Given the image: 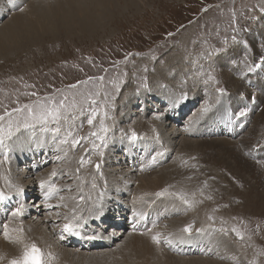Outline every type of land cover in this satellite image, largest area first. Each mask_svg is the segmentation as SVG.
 Masks as SVG:
<instances>
[{
  "label": "rangeland",
  "instance_id": "obj_1",
  "mask_svg": "<svg viewBox=\"0 0 264 264\" xmlns=\"http://www.w3.org/2000/svg\"><path fill=\"white\" fill-rule=\"evenodd\" d=\"M33 1L36 2L35 5L39 10L44 8L47 10L50 8L53 9L54 6L61 2V0H20L19 2L15 0L14 3L18 4L11 9L9 0H1L4 5H7L6 8L9 7L11 10H5V15L4 17L2 16L0 20V27L7 21L18 16L16 14L26 10ZM114 2L115 5L113 7L110 5V10L107 11L105 24L97 27L92 33L76 27L68 33L66 31H61L57 36H52V34L46 35L48 37H43L40 42L18 43L17 46L20 45L19 48L6 55H3L0 48V115H3L5 111H12L17 107H23L25 104L34 105L37 101L43 103L46 97H52L54 100L58 98L56 101H59L63 99L64 96H67L68 100L66 103H70L73 100L77 102V108L74 110V114H76L77 118L74 124L80 127L79 129L74 127L73 131L79 136H87L89 138L88 141L82 142L75 150H72L69 145H60L59 138L53 139L50 134L41 133L39 130H37L35 136L27 132H22L7 141L9 145L8 148H0V151H2L3 154L7 153L8 156L6 160L8 166H2L0 168V176L8 171L10 172L13 168L20 169V172H16L20 174V177H23L25 173H22L21 170L25 169L30 164L32 157H30L28 161L27 157H23L25 160H19L18 155L15 154L16 158L14 156L15 150L19 147L22 149L24 147L25 150H28V148L38 144L34 147L36 151V148L38 146L40 147V143L44 145V142H48L51 145V149L49 150L52 152L50 156L51 160L47 159V153L49 152L45 153L44 150L41 151L40 155L42 154V160L39 156L37 157V162H42V164H37L38 167L41 168L39 170H37L38 167L35 168L31 179H37L36 174H38L43 178L47 176L46 179L55 180L56 182L53 181V183L56 185L60 184L58 186L62 189L63 183L64 187L66 185H71L73 180L71 179L68 181L65 173H63L65 177L61 179V170H56L55 168L64 169L65 166H67L65 167L67 170L71 167L74 168V166H72V160L74 159H77V167H79L78 160L81 156L85 155V149L89 150L90 158L93 162L92 165H88L81 169V175L83 176L84 172L87 175L83 176L86 182H90L93 173L95 174V163H97V161L101 163L103 179L97 175L96 182L100 186V190L104 191V193L107 190L111 191L112 204L107 203L109 197L104 195L101 202L104 208L103 221H101L102 227L100 226L97 232L93 233L88 231V233L83 236L88 239V236L96 235L100 238L88 240L90 242L104 241L108 244L103 243V247L95 251L91 248L82 250L80 249V245H76V247H80L76 248L69 243H63L58 239L59 231L57 232L56 230L60 229L64 223L62 221L63 213L60 212L62 214L58 218L60 222L57 221L56 226H53L55 228V233H52V236L55 240L50 237V241L47 243L46 249L44 250L45 252L54 251L58 258L54 264H80L73 258L61 259V248H67L69 251L70 249L76 251L75 256H83L82 253H85L87 254L86 256H89L96 264V261L99 260L97 255L100 254L98 251L111 252V250H116L117 247H119L117 245L125 243L129 235H138L141 233L154 234L155 227H153L152 221L158 222L156 227L163 228V230L159 229L161 230V237L164 239L165 235L169 233L167 231H170L168 220L173 218H186V223L184 224H192L193 232L191 236H188L187 233L181 235L182 240L180 237L176 240L177 245L175 250L169 249V247L163 243L161 245L162 248L170 254L178 256L179 258L182 257L181 259H188L191 257L199 258L204 256L203 254L208 255V252L214 253L215 251L213 250H219L220 254L221 250L224 252L223 242L226 241L236 249L237 253H230L228 251L231 254L229 258H223L219 255V262H224L225 264H250L251 261L255 260L256 264H264V210L259 209L258 205H255L256 200H258L256 197L260 192L264 194V191L261 190L262 188L260 189L262 184L259 183L263 178V174L258 173L254 180H250V176L252 175L250 169V173L246 170L244 174L239 173V175H236V172L226 171L227 168L225 166L213 165L208 161L205 166L202 167L204 172H201L200 169L193 170L191 166L198 165V163L202 165L201 161L203 162V159H197V156L201 154L200 151H182L184 140L209 141L214 138L224 139L230 136L229 138L233 141H239V139L243 138V135L240 136V133V135L236 137L233 135L234 131H229L228 133L226 130H222V133L221 131H218L219 133L215 131L217 134L215 133L214 135L207 134L208 131L216 129L217 122L208 124L209 130L202 134L196 133L193 127L190 134H188L186 132L188 130L185 129L186 126L190 125L189 122L192 120V115L194 114L193 109H195L197 113V118H199V120L201 119L200 126H202V119L207 120L208 118V121H210L208 116H210L212 111H215V107L220 100V98L217 100L218 93L215 91L216 86L225 88L227 93H231L233 98H238L237 95L234 94V92H238V89L235 88L236 80L242 82L241 84L244 87L248 85L244 82H250L247 79L243 80L240 73L238 76L236 72L240 71V69H237V65L242 64L245 55L251 61H255L257 58L254 59L253 56H250L249 52H244V46H241V43H233L232 37L236 36L237 41L247 42L244 40V36L247 34L249 35V33L255 29L264 42V17L261 16L262 13L258 10L264 9V0H114ZM19 9H22V11H18ZM205 9H207V11H205ZM256 9L260 14L256 13ZM56 16L57 15H51L48 20L46 19L45 21L43 19V21L46 23L52 22V19L55 20ZM247 16L249 18H246ZM45 17L46 16H44V18ZM238 23L240 24L242 37L236 34ZM232 27H234V29H232ZM225 40L228 41L227 45L223 43ZM250 42L256 43L257 45L260 44L255 42V39ZM13 44L16 45L15 43ZM263 44L264 43H261V45ZM224 47H227V51L220 54L216 53V49ZM183 48L187 49L183 51ZM261 48L263 51L262 53H264L263 46H261ZM125 53L128 54L126 57L127 59L130 57L128 60L123 56ZM176 56L182 58L181 60L183 62L181 64L177 63V61H172L178 58ZM99 60L104 62L107 66L117 65L119 68L117 70L110 68L111 72L106 75V80L100 83L98 81L85 83L88 80L86 79V74H98L93 75V78H97L102 74V69L94 67V63H98ZM120 60L121 62H119ZM120 63L123 64L120 65ZM182 66H184V69L181 68ZM181 69L182 72H180ZM218 72H220V74H218ZM209 73L214 75L219 82L215 84L216 86L212 83H205ZM145 80L147 83L146 88L142 87ZM257 81L256 84L258 83ZM77 82H81V84H76L77 87L75 88L69 86V84ZM57 87L60 88L58 89ZM53 88L58 89L59 92L50 94L53 92ZM249 89H252V87H249ZM97 92L99 95H95ZM262 92L264 93V87ZM33 93L35 95H33ZM184 93L188 94L190 100L191 98H195L196 101L195 103L193 102V105L189 107L186 115L182 117L178 123L174 122L175 120L173 119L171 121L169 114L166 115V117L165 115L163 117L160 116L159 119L155 117L157 114L154 112L166 109L169 110L168 107L176 101L179 102V98ZM252 94L251 91L250 94H248L249 101L251 100ZM204 98H206L205 102L212 100L213 104L210 103L212 106L210 107V111L206 113L207 116L202 115L200 118L198 117L201 111L199 107L203 108L200 105H202ZM91 99H95L97 104L92 105ZM172 99L176 101L174 102ZM132 101L136 103L130 108L129 104H131ZM144 101L147 102V105ZM237 101H239V99ZM109 104L112 105L111 109L107 108ZM100 105L105 106L111 117V119L105 121L106 125L109 127V132L106 135L108 145L106 147L101 145L104 152L103 157L96 154L90 142L94 141L97 145H100V141H97L98 139L89 135L92 131H98L99 118H97L93 126L83 128V126L87 124L86 117L89 115L90 108ZM145 105L147 109L144 107ZM260 106L264 107V104ZM164 107L166 109H163ZM81 108L85 110L83 115L80 114ZM258 112L262 111H257V113ZM14 115L16 114L14 113ZM140 117L141 119L143 118V120L139 119ZM164 120L169 122L162 125L161 122ZM248 120L249 117H247L244 124L247 125ZM187 121L188 124L186 123ZM154 124L156 126H154ZM171 124L175 125L176 129H183L181 133L179 132L181 135L177 136L175 143L174 141L172 142V146L169 144L171 147H165L164 150L166 153L164 156H159L162 161L159 160L158 165L153 167L156 168V170L153 171V168H150L147 169V172L150 174L166 168V170L172 169L171 171H174V173L178 172V177H169L172 178L169 179V181H175H170L172 184L166 182V188L169 193L183 194L187 200L190 201L191 207L185 205L176 196L166 195L168 198H174L175 201L168 200L166 196L160 197L159 200H161L165 206H168V204L175 205L177 202L175 206L178 210L175 209V212L166 218L164 217L165 215H163L164 211L162 210L164 209V205L162 204L163 206H160V212L162 211V214L158 215L156 218L155 215L149 216L148 222L152 225L151 231H147L149 226L147 225L146 228L143 226L142 229H139V232L142 231L139 233L134 230L133 227L127 226L125 220L123 221V215L127 216L131 208L135 211V206L132 205V201L137 195L135 191L138 185L137 178L139 176L149 175L147 172L140 170H142V166L144 164L146 165L150 160L147 159L148 161L146 160L145 162L144 159L145 163L143 162L141 165L140 159L142 160V157H144V154H146L150 148H152V150L146 156L152 153L155 154L159 148L163 149V145H159L157 140H155L154 143L150 142V140L155 139L153 131L158 125L160 130L168 127L167 130L172 132ZM200 126H197L196 129ZM245 127L242 126V129ZM251 127H248L247 130L249 131ZM133 130L137 134H142L141 136H143L141 140L139 139L140 141L138 140V143H140L139 150L136 147H130L131 143H129L130 140L128 137ZM109 134H111V137H109ZM163 134L165 135V132H163L162 135ZM40 135L43 136L42 139ZM149 136H151L150 140L147 138ZM161 137L162 136H159V139H161ZM141 147H144L145 153L141 151ZM58 148L68 149V157L59 162H57L56 157L58 155L63 156V151H58ZM162 149L160 152L163 151ZM126 151H128L127 153L130 152L129 158L124 154ZM53 153L55 155L52 156ZM190 155H192L191 158H189ZM1 156L3 155H0V158H2ZM4 157L5 156H3V158ZM130 159L132 162H130ZM19 161L24 163H18ZM1 163L4 165L3 160H1ZM140 165L141 168L138 169ZM32 167L34 166H30V168ZM42 167L44 168L42 169ZM220 167L223 168L219 169ZM111 168L120 169L119 172H121L122 177H126L124 175L128 174L130 179L127 181V178L123 180L118 176L117 179H112L113 177H110ZM53 170L57 171L58 175L55 176L56 178L52 177V179L51 173ZM191 172L194 175H188ZM73 174L72 171L71 175ZM196 175L197 178H194ZM243 176H246V182V179H241L244 178ZM257 177L260 180L256 179ZM87 178L89 179L87 180ZM131 178H134L133 181H131ZM18 180V177L15 178L12 184L15 185L16 183L17 186ZM255 180L258 181L257 184ZM262 182L264 184V181ZM89 186V183L85 184V191L88 190ZM73 190L75 191L74 188ZM65 192L61 194L67 195L68 193ZM119 192H121L120 195H118ZM157 192H160V190H157L156 193ZM93 195L95 197V193ZM41 196L42 195H40V197L39 195L34 196L35 200L30 197L32 201H30L29 198L26 200V203H29L31 207L40 206V204L42 205L44 203V201L40 202L42 199ZM251 197L253 203L251 202L250 204L248 200L251 199ZM151 207L152 206L149 207L150 210ZM39 209L41 212L38 215H34L32 219L35 220L37 218L36 220H38L40 217V219L45 220L47 216H50L48 221H46L49 222L50 225L54 224V221H49L54 216L53 212L56 213L59 210H65V208H53L47 211L45 207ZM154 209L151 210L152 213L155 212L153 211ZM84 215L87 216V212H85ZM106 217L107 220L105 219ZM209 217H211V219H209ZM27 218L28 217L24 219L22 216L21 220H26V222L31 220ZM5 219H11L10 211L8 213V210L7 216H4L0 220V225L6 221ZM36 220L34 224H39ZM94 220L95 219L90 217L87 219V221L90 222L89 224ZM118 221L125 222L124 227H121L122 229L118 227ZM185 225L184 227L187 226ZM222 228L227 230L226 234L219 231ZM233 228L243 235V241L239 240L235 232L232 231ZM116 229L119 230L120 235H109ZM195 229H202V231L196 233L197 230ZM81 231L82 230H80V232ZM133 231H135V233H131ZM189 237H194V239ZM198 237H201V239ZM0 238H2L1 235ZM178 240H180V243ZM52 241L58 248L56 252ZM199 244L202 245L200 248L202 249V253L200 250L199 254L186 255V252L188 254L193 251L191 248L190 250L185 249L186 246H198ZM220 245L223 247L221 248ZM177 249H179V251ZM90 252H97L98 254L94 253L91 255ZM216 256L217 254L209 255L206 256V258L215 259ZM106 260L103 258L100 259V262H105L104 264L117 263L116 260L110 261L108 258H106ZM8 261L9 259L7 256L0 261V264H8ZM234 261L236 262L234 263ZM84 262H86V260H84ZM90 262L92 261L90 260ZM90 262L88 264H91Z\"/></svg>",
  "mask_w": 264,
  "mask_h": 264
},
{
  "label": "bare ground",
  "instance_id": "obj_2",
  "mask_svg": "<svg viewBox=\"0 0 264 264\" xmlns=\"http://www.w3.org/2000/svg\"><path fill=\"white\" fill-rule=\"evenodd\" d=\"M19 1L20 0H18V2ZM21 1H24V0H21ZM55 1H60V0H55ZM113 2H114V0H61V2H59L56 6H54L53 9L50 8L49 10H47L44 8V9L39 10V8H37V6L35 5L36 2L33 1L30 4V6H28V8L26 10H24L22 13L20 12L19 14H16L18 16L7 21L6 23H4V25H2L0 27V48H1V52L3 53V55H6L7 53H9L11 51L17 50L20 46V45L17 46L18 43L21 44L24 42H33V41L34 42H40L43 39V37H48L46 35L52 34V36H57V35H59V32H61V31H64V32L66 31L68 33L69 31L74 30V28H76V27L81 28L83 30H87V32L92 33V31H94L97 27L103 26V24H105L106 19H107V11L110 10V5L112 7L115 5L114 4L115 2L114 3ZM10 5H11V9H13L15 7L14 3H10ZM0 6L3 7V10L0 11V20H1L2 19L1 17L2 16L4 17V15H5V10L10 11L11 9L9 7L6 8L7 5H4L1 2V0H0ZM46 8H48V7H46ZM51 15H57V16L55 17V20L52 19V22L46 23L45 22L46 19L48 20V18H50ZM44 16H46V17L44 18ZM43 19L45 21H43ZM187 25H189V24H187ZM251 39L252 40L255 39V42L260 43V44L257 45L256 43L250 42V41H252ZM27 40H29V41H27ZM244 40L249 42V43H247V45H248L247 52L250 53L251 57L253 56L254 59L255 58L258 59L262 54H264V53H262L263 51L261 48V46H263V48H264V44L261 45V43H264V42H263L262 38L260 37V35L258 34L257 30L253 29V31L250 32L249 35L247 34L246 36H244ZM13 43H15L16 45H14ZM241 46H242V44H241ZM186 49L183 48V51ZM176 57H178V56H176ZM179 58L180 57H178L172 61H174V62L177 61V63L181 64L183 61L181 60L182 58H180V59ZM228 63L230 64L229 61H228ZM181 68L184 69V66H182ZM212 70H215V69H212ZM180 72H182V69L180 70ZM220 72H218V74H220ZM247 80L250 81L251 83L250 82L247 83V82L243 81L244 83L248 84L245 87L241 84L242 82L236 80L235 88L238 89V92H234V94L237 95L238 98H233L231 96V93L227 94L225 97H220V100L215 107V111H212L210 113V116H208L210 121H208V118H207V120L202 119V121H201L202 126H200V120L201 119L199 120V118H197V116H196L197 113L195 112V109H193L194 114L192 115V120H190V122H189V124L191 126L190 125L186 126V129H185V130H188L186 132L188 134H190L193 130L192 129V127H193L195 129L196 133L202 134L203 132H206L209 130L208 124H211V123L213 124V123L217 122V127H216L217 130L214 129V130H212L213 132L208 131L207 134L214 135L216 133L215 131H217V133H219L218 131H221V133H222L223 132L222 130H226L228 133H229V131H231V132L234 131L233 135H235L236 137L241 134L240 136L243 135V138L239 139V141H233L232 139L229 138L230 136L225 137L224 139H219V138H214L212 140L208 139L209 141H207V140H205V141H202V140L201 141L184 140L183 144H182V151H185V152H187V151L188 152L189 151L190 152L191 151L196 152L197 150L200 151L201 154L197 156L198 157L197 159H199V158L203 159V162L201 161L202 165H200L197 162L198 165L191 166V169H193V170L200 169L201 172L202 171L204 172V170H202L203 169L202 167L205 166L206 162L208 161V162H210V164H213V165L217 164V166H223V167L225 166L227 168L226 171L229 170L232 172H236V175L237 174L239 175V173L244 174L246 170L249 171V169H250L252 171L251 172L252 175L250 176L251 179L249 178L250 180H252V179L254 180L256 175L258 173H261V174H263V178H262L261 182L259 181V183L262 184L260 189L262 188L261 190L264 191V184L262 182V181H264V107L260 106L261 104H264V93L262 92V89L264 86L262 85L261 82H259V80L257 81L258 82L257 84L259 85V87L261 89V95L258 98L259 106L256 105L254 108V111L253 112L249 111L246 116H240V115L234 114V112H235L234 110H236L238 108L242 109V111L246 110L248 108L247 107L248 103L245 102L244 100L247 99L249 101L248 94H250V91H251V93H254V91H255L254 88L249 89V87L251 85H254L253 81L251 79H247ZM241 94H242V96L240 97V100L237 101ZM205 99L206 98H204L202 102H205ZM172 100L174 101V99H172ZM191 100H194L193 101L194 103L196 101L195 98H193V99L191 98ZM144 102L147 105V102L146 101H144ZM135 103L136 102L132 101V103L129 104L130 108H132ZM177 103L178 102H175L170 107L166 106L169 108L170 111L164 107L163 109H166V110L161 109L162 111L154 112L155 114H157V116H155V117H160V116L163 117L164 115L166 117V115L169 114L171 121L173 119V120H175L174 122L178 123V121H180V119L186 115V112L188 111L189 107L191 106V103H186L185 101H182L178 104ZM146 105L144 107L147 109ZM260 107H263V110H261L262 112L257 113V111H259ZM230 111L233 112V115L231 117L229 115ZM247 117H249V120H248V123L246 125V124H244V122L246 121ZM139 119H141V117ZM141 120H143V118ZM165 120L161 122L162 125L167 124V122H169V121H165ZM182 121H183V119H182ZM188 121L186 122L187 124H188ZM206 121H208V122H206ZM187 124H185V125H187ZM178 125H180V124H178ZM245 125H246V127H245ZM154 126H156V125L154 124ZM197 126H200V127H198V129H196ZM242 126H244L245 128L242 129ZM248 127H251V129L249 131L247 130ZM167 128H165V129L163 128V130L162 129L160 130L159 126L157 125V127L153 131V135L155 136L154 137L155 139L150 140L151 136L147 137L151 143H154L155 140H157L156 139L157 134L158 135L161 134L159 136H162V137H161V139L157 140V142L159 145H161V146L163 145V149L161 148L163 151H165L164 149L166 146L171 147L173 141H174V143L176 142L177 136L181 135L180 133L183 130V129L182 130L176 129L175 125H173V124H171V129L173 130L172 132L168 131ZM151 129H150V131H151ZM163 132H165V135L164 134L162 135ZM210 133H212V134H210ZM40 138L42 139L43 136L40 135ZM139 141H137L135 143L131 142L132 144H130V147H134V148L136 147L139 150V148H140V143H138ZM37 145L28 148V150H25L24 147H23V149L21 147H19L14 152L15 158H16V155H18L19 160H25L23 157H27V161H28V159L30 157H32V159L30 160V164L25 169L21 170L22 173H25V175L23 177L22 176L20 177V174L18 172H16V171L20 172V169L18 170V169H13V168H12V170H10V172L8 171L2 175V177H6L11 183L13 182V180L15 178L18 177L19 180H18L17 186H20L24 189V192L22 195L17 196L16 192H15V188H9L8 185L5 183L4 179H0V190H4L8 195H10L12 197V199L7 201L6 203L0 204V220L4 216H7V210L9 213V211H11L13 208L17 207L20 203L25 204L27 211L25 212L23 217H24V219H26V217H28L31 220H28V222H26V220H24V221L21 220L22 217L11 218L12 223H11L10 227L22 226L24 229L23 236H24L25 242H34L41 249L45 250L47 243L50 241V237L53 238L52 233H55V228L53 226H56V222L59 221V219H58L59 217H57L55 215V212H53L54 216H53V218H51L49 220V221H54L53 225H50L49 222H46V221H48V218L50 216H47V218L45 220L40 219V217H39L40 220L39 219L36 220L37 218L36 219L34 218L37 221V223H39V224H34L35 220L32 219V217L34 215H38L41 212V210L39 208L45 207V210H47V211H50L53 209V208L49 209L45 205V201L43 199V191L44 190H42L39 186L40 181L45 180V181H49L51 183H53V181L56 182L55 180L52 181L51 179H46L47 176H46V178H43L41 175L36 174V172H35V174L37 175V179H31V176H32L35 168L38 167L37 164H39V163L42 164V162H37L38 156L42 160V156H41L42 154L40 155V152L43 150L45 153L49 152V153H47V159H50V156L52 153L49 151L51 149V145L48 142H44V145H42L40 143V147L38 146L36 148V151H35L34 147H36ZM144 147H147V146H144ZM144 147H141V151H143V152H145ZM160 150H159V153H161ZM0 155H3V156L8 158L7 153L3 154L2 151H0ZM53 155H55V154L53 153L52 156ZM125 155L127 156V158H129L130 152L125 154ZM192 155H194V154H192ZM192 155H190L189 158H191ZM3 156H1L2 158H0V168L2 166H4V167L8 166L7 161H6L7 158L4 159L5 157L3 158ZM176 158H178V157H176ZM151 159H152V157H149V160H151ZM1 160H3L4 165H2ZM159 160H160V158L158 156L156 163L153 164L152 166H151L150 161H149L146 165L144 164L142 166L143 170H140V171L147 172V169H150V168L157 166ZM230 160H231V162H230ZM59 161H61V160H57V162H59ZM258 161L260 163H258ZM72 162H73L72 166H74V168L69 167L70 169L67 170V169H65V167H67V166H65L64 167L65 170L59 169V168H55V169L61 170V173H62V175H60L61 179H63V177H65L63 175V173L66 174V179L68 181H70L72 179L73 180L72 184L69 186H71L72 188L75 189L76 184L79 183V180H77L74 177V175H71V173H72V171L74 173L75 169L77 168V159L72 160ZM214 162H217V163H214ZM18 163H24V162L19 161ZM97 163H99V161H97ZM30 166H34V167L30 168ZM44 167H42V169ZM223 167H220L219 169H221ZM40 168L41 167H38L37 170H39ZM71 169H73V170H71ZM166 169L158 170V171L150 173V174L147 172V174H149V175L139 176L138 177L139 180L137 178L138 185L135 189L137 195L133 199L132 205L135 206L134 212L136 214L140 215L139 218L136 219V222H139V219L141 218V221H140L141 223L138 226L139 229H142L143 226H146L149 224L148 221H149L150 215L151 216L155 215V218H156L158 215L162 214L161 213L162 211H164L163 215H165L164 217L167 218L168 216H171L173 214V212H175V209L178 210V208H176V206H175L177 204V202L175 203V205L174 204H168V206H165L164 203H162V201L159 200L160 197H158L156 195L157 190L162 191L163 188H166V185H167L166 182L171 183L170 181H175V180L169 181V179H172V178H169L170 176L178 177L177 176L178 172L174 173V171H171L172 169H169V170H166ZM119 170L120 169L117 170V169L111 168L110 177H113L112 179H117V176H118V177H120V179H123V180H125L127 178L126 180L128 181L130 179V176L128 174H126V175H124L126 177H122V174H121V172H119ZM154 170H156V168H153V171ZM193 170H192V172H193ZM192 172L189 173L188 175H190V176L194 175ZM194 172H196V171H194ZM249 173H250V171H249ZM234 175H235V173H234ZM248 175H250V174H248ZM83 176H87L85 172H84ZM211 176H212V174H211ZM220 176H222V175H220ZM258 176H260V175H258ZM243 177L244 178H241V179L245 180L246 176H243ZM194 178H197V175ZM88 179L89 178H87V180ZM133 179L134 178H131V181H133ZM256 179L260 180L258 177ZM67 180H65V181H67ZM246 181H247V179L245 180V182ZM255 181L257 184L258 181L257 180H255ZM60 182H61V180H60ZM63 184H62V186L64 188ZM15 185H16V183H15ZM58 185H60V184H58ZM168 187H170V186H168ZM37 191H39V194L42 195L41 196L42 199L40 202L44 201V203L42 205L40 204V206L31 207L29 205V203H26V196L30 195L31 198H33L35 200L34 196H38ZM120 194H121V192L118 193V195H120ZM105 195L107 197H109V199H107V203L112 204L111 191L107 190L105 192ZM244 196H246V195H244ZM256 199H258V200H256L255 205H258L259 209L264 210V194H261V192H260V194L256 197ZM168 200L173 201L174 198H168ZM30 201H32V200L30 199ZM30 201H28V202H30ZM248 201H250V204H251V202L253 203L252 197ZM48 203L56 205V204L60 203V201L58 199H56V197L54 196L50 201H48ZM248 204H249V202H248ZM150 206H152L151 210L155 208L153 210L155 212H153V213L151 212V210L149 209ZM160 206L164 207V209L161 212H160ZM179 210H180V208H179ZM259 211H261V210H259ZM58 212H62V213L67 212V209H65L64 211L59 210ZM140 212H141V214H140ZM45 213H47V212H45ZM45 213H44V215H45ZM145 217H147L146 221L144 220ZM161 217H162V215H161ZM129 218H131V216ZM105 219L107 220V217ZM185 219L186 218H182V219L173 218L171 220H168L169 221L168 223L170 226V231H167L169 233H167L166 235L164 234L165 238L166 237L171 238L176 244V242H177L176 240L179 237L181 239V235L186 234V233L181 231L184 228V225H185L184 223H186ZM5 220H7V219H5ZM118 220H120V219H118ZM62 221H63V219H62ZM101 221H103V216L100 219H95L91 224H89L90 222L87 221L86 223H84L82 225V227L80 229L82 231H81V235L79 237H67L62 242L63 243H69L70 245H73V247H76V245H80L81 248L79 246L76 248H80L82 250H85L87 248L94 249L95 251L100 250V248L103 247V243L104 244H108V243L104 242V241H97V242L92 241V242H90L83 235L87 234L88 231L93 232V233L99 231L98 228H100V226L102 227ZM123 221H124V219H123ZM24 222H26V223H24ZM112 226H115V225H112ZM161 227H162V225H161ZM122 228H120V229H122ZM159 228L155 226L154 234L144 233V235H141V234L129 235V236H127V240L125 239L126 240L125 243L122 242L123 243L122 245L118 244L117 246H119V247H117L116 250H113V251L111 250V252L105 251V252H107V253H105L104 251H98V253H100V254H98L96 252L98 254L97 257L99 259L96 261L97 262L96 264H104L105 262L104 263L100 262V259H103V258H105V260H106V258H108L110 261L116 260L117 261V263L115 262L116 264H225L224 262H219L220 256L223 258H229V256L231 255L230 253H237L236 249L234 247H232L229 242L224 241L223 242L224 243V245H223L224 246V248H223L224 252L221 250L220 254H219V250H213V248H212V250L215 251L214 253H210L207 251L208 255L203 254L204 256H201L199 258H192L191 257L188 259H181L182 257L179 258L178 256L172 255L169 252H167L166 250H164L161 246L163 244V241L161 242L160 245L153 243L151 237L157 233H160L161 230H163V228H160L161 230ZM197 228H199V227H197ZM56 230H57V232L60 231V229H56ZM195 230H197V229H195ZM0 231H2V229H0ZM131 233H135V231H133ZM196 233H198V232H196ZM111 234L112 235L113 234L120 235L119 230H117V229L113 230L109 235H111ZM212 238H213V236H212ZM214 238H215V236H214ZM0 239H1L0 240V256L4 257V259L8 256V259L10 260L12 258L18 257L21 254L22 247L20 245L12 244V243L5 241L3 236ZM185 239H186V237H185ZM161 240H163L162 237H161ZM214 240H216V239H214ZM179 241L180 240H178V242ZM183 241H184V238H183ZM52 243L54 244L55 252L58 251L56 244L53 241H52ZM223 246L220 245L221 248ZM196 247H197L196 245L190 246V248L193 249V251L197 250ZM221 248H219V249H221ZM61 249H62L61 254H60L61 259L73 258L74 260H76L80 264H88L91 260L92 262H90V263L95 264V262H93L94 260L90 259L89 256H86L87 254H85V253L84 254L82 253L83 256H80V255L75 256L76 251H74V250L72 251L71 249L69 251V250H67V248H61ZM177 250L179 251V249H177ZM51 252L54 253V251H51ZM72 252H74V253H72ZM175 252H174V254H175ZM189 252H191V251H189ZM94 253L90 252L91 255ZM101 253H104V254H101ZM172 253H173V251H172ZM201 253H202V249H201ZM186 254H187V252H186ZM216 254H217V256L215 258L216 260L212 259V258H206V256L216 255ZM97 257H96V259H97ZM232 259H233V257H232ZM84 260H86V262H84ZM225 260H227V259H225ZM235 260H237V259H235ZM72 262H74V261H72ZM235 262L236 261H234V263Z\"/></svg>",
  "mask_w": 264,
  "mask_h": 264
},
{
  "label": "snow or ice",
  "instance_id": "obj_3",
  "mask_svg": "<svg viewBox=\"0 0 264 264\" xmlns=\"http://www.w3.org/2000/svg\"><path fill=\"white\" fill-rule=\"evenodd\" d=\"M10 3H14L15 0H9ZM22 10V9H21ZM207 11V9H205ZM233 43H241L244 46V51L247 52L248 45L247 42L237 41L236 36L232 37ZM227 45L228 41L225 40L223 42ZM217 54L223 53L227 51V47L219 48L215 50ZM244 68L245 72L243 75L247 76L248 74L255 73L258 69L264 70V54H262L259 60L255 63H249L248 58L245 55L244 58ZM100 81H103V77L98 78ZM87 83V82H85ZM205 83L218 84L219 82L216 80V77L209 73L207 75V79ZM71 87L75 88L77 85H72ZM142 87H147V83L142 85ZM215 91L218 93L217 100L220 97L226 96L227 90L223 87H216ZM33 95H35L33 93ZM95 95H99L97 92ZM180 101H185L188 99V94L184 93L180 98ZM251 102L255 103L256 98L251 97ZM68 100L67 96H64L63 99L59 101H55L52 97H46L45 102L41 103L37 101L34 105L25 104L23 107H17L12 111H5L3 115H0V148H8L9 145L7 141L11 140L14 136L22 132H27L30 135L35 136L37 130L41 133L50 134L53 139L59 138L60 145H69L72 150H75L77 146L81 145L82 142L88 141L87 136H79L74 131L73 128L79 129V125H75L74 122L76 120V114H74V110L77 108V102L75 100L70 103H66ZM91 104L96 105L97 101L95 99H91ZM108 109L112 108V105H107ZM85 110L81 108L80 114L83 115ZM202 113H207L210 111V106L205 104V106L201 109ZM14 113L16 115H14ZM240 116H246V111H241L239 113ZM99 117V129L98 131L90 132L91 137H95L100 141V145H97L94 141H90L92 143V149L96 151V154L103 157L104 152L101 148V145L107 146L106 135L109 132V127L106 125L105 121L107 119H111L109 115V111L106 110L104 105H100L98 107H92L89 110V115L86 117V123L90 127L94 125V122ZM159 119V117H157ZM83 123V122H82ZM63 133V136H62ZM102 134V135H101ZM62 136V138H61ZM128 139L135 143L139 139L140 136L133 130L131 131ZM156 139L159 140V135L157 134ZM58 151H63V156H57V160H62L68 157V149H57ZM163 153H157L152 157V164H155L158 156H162ZM7 157H5L6 159ZM92 160L90 158V152L88 149H85V155L81 156L78 160V165L74 172V177L79 180V183L76 184L75 191L71 186H65L63 189L58 187L55 183H51L49 181L41 180L40 188L43 191V199L45 201V205L47 208H65L67 212L63 213L56 212V216L60 217L62 215V219L64 221L63 225L60 227V231L58 234V239L60 241H64L67 237H79L81 235L80 229L84 223L87 222V219L90 217L92 219H100L104 215V208L102 206V200L104 198V191L100 190V186L97 184V175L103 179V173L101 171V163H95V174L92 175L91 181L86 182L81 175V169L85 168L88 165H92ZM258 163H260L258 161ZM143 170V169H142ZM57 176V172L53 170L51 173V177ZM0 179H4L5 183L9 188H15V192L17 196L23 194L24 189L20 186L13 185L6 177L0 176ZM89 183L88 190L85 191V184ZM106 186V182H105ZM67 192V195L61 194L62 192ZM95 193V197L94 194ZM158 197H163L166 195L176 196L180 199L185 205L191 207L190 201L181 194V193H169L168 189L165 188L162 191L156 193ZM56 197L60 203L53 205L48 203L53 197ZM12 197L8 195L4 190H0V204H4L7 201L11 200ZM35 206V205H33ZM27 208L25 204L20 203L17 207L13 208L10 211L11 218H19L22 217ZM87 212V216L84 213ZM211 219V217H209ZM12 220H6L2 225H0V235L3 236L5 241L17 244L22 247L21 254L18 257L12 258L8 261V264H54V262L58 259L57 256L51 251L45 252L34 242H25L23 233L24 229L22 226L20 227H10ZM156 225L153 224V227ZM193 225L189 224L184 227L181 231L187 233L188 235L192 234ZM135 230V228H134ZM148 231H151L149 229ZM202 231V229H197V232ZM222 233L227 232L226 229H220ZM235 232L236 236L239 239H243V235L236 230L232 229ZM144 233H141L143 235ZM88 239H99V236L92 235L87 237ZM154 244L160 245L161 234L157 233L151 237ZM163 243L167 245L169 248L175 250L176 244L171 238H164ZM210 251V249H209ZM4 257L0 256V261H2ZM250 264H256V261L253 260Z\"/></svg>",
  "mask_w": 264,
  "mask_h": 264
},
{
  "label": "built area",
  "instance_id": "obj_4",
  "mask_svg": "<svg viewBox=\"0 0 264 264\" xmlns=\"http://www.w3.org/2000/svg\"><path fill=\"white\" fill-rule=\"evenodd\" d=\"M230 13V12H229ZM246 18H249L248 16Z\"/></svg>",
  "mask_w": 264,
  "mask_h": 264
}]
</instances>
